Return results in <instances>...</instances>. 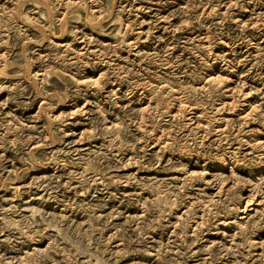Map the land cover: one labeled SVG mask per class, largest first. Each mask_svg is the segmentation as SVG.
Masks as SVG:
<instances>
[{
  "label": "rangeland",
  "instance_id": "rangeland-1",
  "mask_svg": "<svg viewBox=\"0 0 264 264\" xmlns=\"http://www.w3.org/2000/svg\"><path fill=\"white\" fill-rule=\"evenodd\" d=\"M0 264H264V0H0Z\"/></svg>",
  "mask_w": 264,
  "mask_h": 264
}]
</instances>
